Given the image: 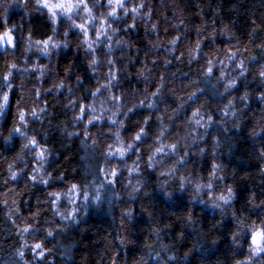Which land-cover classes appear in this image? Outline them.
<instances>
[{"label":"clouds","instance_id":"9594fccd","mask_svg":"<svg viewBox=\"0 0 264 264\" xmlns=\"http://www.w3.org/2000/svg\"><path fill=\"white\" fill-rule=\"evenodd\" d=\"M0 264H264V0H0Z\"/></svg>","mask_w":264,"mask_h":264}]
</instances>
